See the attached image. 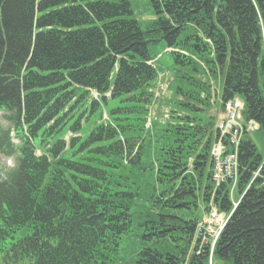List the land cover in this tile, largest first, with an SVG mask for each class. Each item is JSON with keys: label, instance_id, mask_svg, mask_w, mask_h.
I'll use <instances>...</instances> for the list:
<instances>
[{"label": "trees", "instance_id": "obj_1", "mask_svg": "<svg viewBox=\"0 0 264 264\" xmlns=\"http://www.w3.org/2000/svg\"><path fill=\"white\" fill-rule=\"evenodd\" d=\"M147 2L141 29L129 0H0V154L14 160L0 168V264H208V247L189 250L201 207L213 193L231 209L211 179L212 82L242 99L262 145L239 143L237 192L249 186L212 259L264 264V0ZM160 42L181 85L156 148L157 122L144 125ZM132 228L140 247L118 262Z\"/></svg>", "mask_w": 264, "mask_h": 264}, {"label": "rangeland", "instance_id": "obj_2", "mask_svg": "<svg viewBox=\"0 0 264 264\" xmlns=\"http://www.w3.org/2000/svg\"><path fill=\"white\" fill-rule=\"evenodd\" d=\"M129 2L131 4L132 17L139 23L140 28L144 29L145 25L148 22L152 21L154 18L150 5L148 4L147 0H129ZM148 50L150 55L155 58L154 64L155 66H157L158 72L165 73L167 71L170 74V76H168L167 78H164L158 83H156L154 87V94L156 98H155V102L151 105V113L153 114L151 118L157 119V123L155 122V120L153 121L156 123L155 124L156 126L152 131V133L154 134L152 140H153V145H155V147L158 148L160 146V143H162L163 141V136L168 135L167 132L163 131L164 122L162 120L161 115L164 116L166 114V111L168 110L167 105H173L177 100L175 94L176 88L177 86L181 85V81H178V79L175 77V72H173L171 66L172 57L170 56L169 52H166L167 51L166 46L163 42H160L156 45H149ZM112 105H116L119 108H124L128 106L129 103L127 102L116 103L115 100H113L109 102L108 107H111ZM218 112L219 111H217L216 109H211L209 114L217 115ZM136 115L137 114L135 112L128 113L127 111L120 110L114 116L135 117ZM0 121H1L0 123L5 125V122H3L1 119ZM129 123L132 125H139V122H136L134 120H130ZM253 141L255 142L256 145L262 147L256 135H253ZM12 166H13L12 157L0 156L1 169L5 170L6 168ZM134 233H135L134 228H132L131 232L128 234V239L120 243L121 252L117 255L118 262H122L126 258V256H132L138 251L140 246L138 239L134 236ZM210 264H215V261L212 260V263Z\"/></svg>", "mask_w": 264, "mask_h": 264}]
</instances>
